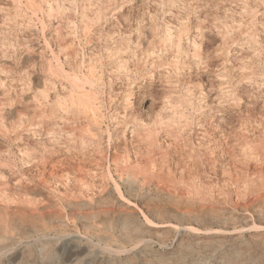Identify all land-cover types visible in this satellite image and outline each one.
Listing matches in <instances>:
<instances>
[{
  "label": "rangeland",
  "instance_id": "374dc122",
  "mask_svg": "<svg viewBox=\"0 0 264 264\" xmlns=\"http://www.w3.org/2000/svg\"><path fill=\"white\" fill-rule=\"evenodd\" d=\"M0 264H264V0H0Z\"/></svg>",
  "mask_w": 264,
  "mask_h": 264
},
{
  "label": "bare ground",
  "instance_id": "6f19581e",
  "mask_svg": "<svg viewBox=\"0 0 264 264\" xmlns=\"http://www.w3.org/2000/svg\"><path fill=\"white\" fill-rule=\"evenodd\" d=\"M64 2V1H63ZM23 4V3H22ZM155 6V5H154ZM72 8V7H71ZM73 9V8H72ZM129 9V8H128ZM70 11H74V10H70ZM127 12V11H126ZM33 13V12H32ZM74 13V12H73ZM183 13V12H182ZM32 15V14H31ZM74 16V15H72ZM155 16V15H154ZM127 17V16H126ZM54 20V19H53ZM135 20V19H134ZM127 21V20H126ZM125 21V23H126ZM174 21V20H173ZM123 22V21H122ZM41 23V22H40ZM117 23V22H116ZM174 24V23H173ZM41 25V24H40ZM86 25V24H85ZM64 26V25H63ZM86 27V26H85ZM130 27V26H129ZM76 28V27H75ZM41 29V28H40ZM2 30V29H1ZM115 30V29H114ZM130 30V29H129ZM42 31V30H41ZM123 31V30H122ZM135 31V30H134ZM4 32V31H3ZM136 32V31H135ZM160 32V31H159ZM22 33V32H21ZM105 33V32H104ZM173 33V32H172ZM195 33V32H194ZM185 35V34H184ZM87 37V36H86ZM171 34L169 32H166L165 34V40H170L171 41ZM184 37V36H183ZM29 39V38H28ZM176 41V40H175ZM18 42V41H17ZM14 43V42H13ZM9 44V43H8ZM176 44H177V47H180V41L179 39L176 41ZM46 45V44H45ZM186 46V45H185ZM10 47V46H9ZM102 48V47H101ZM10 49V48H9ZM105 49V48H104ZM106 51H107V54L104 56L105 58H107V62L108 64H111L110 66H108L107 68L104 66V68H106L104 71H105V75L107 76V81H108V86L110 85L111 86V83L113 81V79L115 78L114 75L118 74L120 77H123V76H128L129 75H126V71H128V67H127V61L124 57V55H121V48L120 47H106ZM103 51V50H102ZM155 50L154 49H150V50H147L145 52H141L139 54L136 53V51H133L132 50V58L135 59L137 62L138 61H144V64L146 63H150V66H155L156 64V60H154V57H155ZM82 55V54H81ZM236 56V55H235ZM233 56V57H235ZM57 57V56H55ZM184 57V56H183ZM102 58V56H101ZM99 59V62L101 63L100 65L102 66V59ZM104 59V58H103ZM157 59V58H156ZM161 59V58H160ZM164 59V58H163ZM134 61V60H133ZM130 64V63H129ZM78 65V64H77ZM64 66V65H63ZM61 66V67H63ZM100 66V67H101ZM131 67V66H130ZM141 68V67H140ZM96 67L95 65L93 64H89L88 67H87V70H88V74L85 73V76L83 77L84 80L81 81L79 74L78 76L75 74H73V76L71 75L70 78H72V85L76 88H80V87H84L85 84H90L92 85L91 87L93 86H98V84L102 83V81L104 82L101 74L104 73L102 70H100L99 72H97L96 70ZM101 69V68H100ZM135 69V68H134ZM137 69V68H136ZM62 70V68H61ZM137 71V70H136ZM136 71H134L136 73ZM63 74L65 71H62ZM123 72V73H122ZM66 74L70 75V73L68 72H65ZM82 73V72H81ZM125 73V74H124ZM72 74V73H71ZM87 74V75H86ZM68 75H66V77H69ZM104 75V74H103ZM135 75V74H134ZM82 78V76H81ZM124 78V77H123ZM126 79V78H125ZM130 80V79H129ZM86 82V83H85ZM83 83H85L83 85ZM116 83V82H115ZM131 83V82H130ZM105 84V83H104ZM119 84V83H118ZM126 84V83H125ZM101 85H99L100 87ZM90 87V88H91ZM65 88V87H63ZM63 88L61 89V92H59L58 94V99H57V103H58V106H59V110H60V113L59 115L60 118H62L63 120L65 119L64 116L65 114H69V112H72V114L74 113V110L77 111H80L81 113L84 112L85 115L84 117L86 118L85 120L87 121V124L85 125V128H84V134H85V137L83 136L82 138H80V144L82 146V148L86 147V144L89 140L91 141H96V142H100V134H101V124H100V120H97L99 119V115L101 114V107L103 106V102L101 100H96V102L94 101L95 99H98V97H96V95H90L88 94L86 91H89L91 92L90 90H86V91H83L85 89H82L80 88L83 92H79L76 90L73 91V90H70L68 93L69 95V100L70 101V104L69 102L67 103V99L65 98L64 94L66 93L65 89L63 90ZM101 88V87H100ZM99 88V90H100ZM97 90V88H96ZM117 91V90H116ZM119 91V90H118ZM93 92V91H92ZM94 92H97V91H94ZM102 92V91H101ZM75 93L77 94L75 96ZM93 94V93H92ZM95 94V93H94ZM99 94V92L97 93ZM67 95V94H65ZM100 97H103L100 95ZM77 98V99H76ZM102 99V98H100ZM103 100V99H102ZM78 101L79 103V106H76V102ZM104 101V100H103ZM107 101V100H106ZM105 105V104H104ZM57 112V111H56ZM75 112V113H76ZM78 113V112H77ZM80 113V114H81ZM98 116V117H97ZM102 116V115H101ZM106 119V118H105ZM112 119V118H111ZM136 119V118H135ZM134 119V120H135ZM136 121V120H135ZM134 123V122H133ZM141 123V122H140ZM139 122L137 123L136 122V125L134 127V131H137L138 133V130L140 127H142V124H140ZM130 129V128H129ZM108 132V131H107ZM83 134V135H84ZM82 136V135H80ZM110 138V137H109ZM79 144V145H80ZM80 146V147H81ZM44 171V170H43ZM96 173V172H95ZM133 174V173H132ZM129 175L128 174H124V177H123V181L125 184H134L137 179L139 178L137 176V174L135 175ZM112 178V177H111ZM96 179V178H95ZM6 218V217H5ZM3 223V222H2ZM7 224V223H6ZM129 224V223H128ZM5 228V227H4ZM3 235V234H2ZM25 243V242H24Z\"/></svg>",
  "mask_w": 264,
  "mask_h": 264
}]
</instances>
